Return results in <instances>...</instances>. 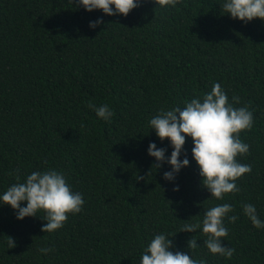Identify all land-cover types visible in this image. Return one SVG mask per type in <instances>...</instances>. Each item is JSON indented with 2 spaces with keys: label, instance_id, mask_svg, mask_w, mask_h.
I'll return each instance as SVG.
<instances>
[{
  "label": "trees",
  "instance_id": "obj_1",
  "mask_svg": "<svg viewBox=\"0 0 264 264\" xmlns=\"http://www.w3.org/2000/svg\"><path fill=\"white\" fill-rule=\"evenodd\" d=\"M223 2L181 0L161 8L142 0L127 17H109L75 0H0V195L17 183V169L20 182L54 169L85 201L51 234L40 231L42 212L18 221L0 205V264H140L161 233L173 252L206 264H264V228H254L242 211L252 204L264 221V22L234 20ZM98 18L103 23L90 29ZM213 83L230 102L240 97L235 107L248 105L254 119L240 133L249 153L237 157L252 171L223 200L201 186L191 138L180 157L189 166L172 182L163 179L169 165L156 169L147 154L150 143L164 148L166 159L172 151L151 131L150 119L162 108H182ZM89 102L107 104L111 121L99 119ZM224 203L238 217L224 220L222 243L235 249L231 259L207 252L202 229L180 232ZM193 236L195 250L187 248ZM41 247L53 251L42 255Z\"/></svg>",
  "mask_w": 264,
  "mask_h": 264
},
{
  "label": "clouds",
  "instance_id": "obj_2",
  "mask_svg": "<svg viewBox=\"0 0 264 264\" xmlns=\"http://www.w3.org/2000/svg\"><path fill=\"white\" fill-rule=\"evenodd\" d=\"M68 2L72 4L73 0ZM152 2L161 8H175L181 0ZM75 3L88 13L99 10L105 16L127 17L140 6L142 0H75ZM220 7L225 15L244 24L253 20L264 22V0H224ZM102 23L103 19L98 18L89 23V28L95 29ZM239 103L240 97L233 95L230 102L221 85L213 83L208 93L185 102L182 108H162L150 119L151 131L161 142L167 140L172 148L167 159L166 150L157 148L155 143H150L147 149L148 156L156 161L153 165L156 169L165 162L169 165L171 170L163 174L165 181H174L180 170L189 166L187 157L182 160L180 157L186 138H191L192 159L199 169L201 186L210 193V197L223 200L227 194L240 191L236 181L252 171L251 165L237 160L238 156L249 153V145L242 142L240 133L250 131L254 119L248 105L235 107ZM88 107L105 122H110L114 115L107 104L97 107L89 102ZM18 173L19 169L15 176L17 183L0 195V205H7L16 212L18 221L25 217H37V213L42 212L44 224L40 231L51 234L63 228L69 215L81 212L84 198L81 193L72 191L62 172L54 169L33 171L24 182H20ZM137 179L143 180L144 177L138 176ZM173 191H179V187H174ZM22 204L26 206L22 207ZM233 211V206L228 203L213 206L204 213L202 221L185 223L180 232L195 233L202 229L207 252L231 259L235 249L224 246L222 242L228 236L225 217L229 223H235L238 219L236 215H229ZM242 211L254 228H264V221L258 218L254 205L243 204ZM7 238L9 249L14 248L16 244L13 238ZM172 247L173 242L168 236L162 233L155 235L143 249L140 264H206L205 259H194L188 252H173ZM197 247V240L193 236L187 241V248L195 250ZM38 251L47 255L53 249L41 247Z\"/></svg>",
  "mask_w": 264,
  "mask_h": 264
}]
</instances>
